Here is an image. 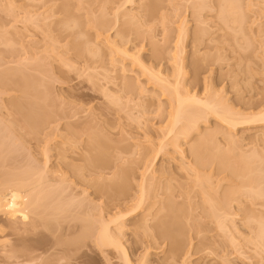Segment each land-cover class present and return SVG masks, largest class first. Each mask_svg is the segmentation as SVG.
Masks as SVG:
<instances>
[{
	"label": "rangeland",
	"instance_id": "obj_1",
	"mask_svg": "<svg viewBox=\"0 0 264 264\" xmlns=\"http://www.w3.org/2000/svg\"><path fill=\"white\" fill-rule=\"evenodd\" d=\"M222 1L0 0V78L15 76L18 72L21 74H16L17 78L23 74V79L31 77L40 84L39 88L34 85L35 91L40 89L37 98L41 102L38 104L50 111L47 116L46 112L45 115L40 113L37 125L25 122L11 103L23 101L30 95L27 90L24 95L27 87L20 94L17 89L21 87L16 84L14 88L6 84L7 89L0 85V185L19 174L26 176L42 170L47 179H61L63 186L68 187L67 192L82 204L80 215L71 220L61 219L56 225L51 222L48 232H44L46 237H39L40 246L33 252L34 223L18 219L11 223L0 213V264H123L119 253L109 249L101 252L94 242L95 237H83L89 230L83 228L89 219L94 223L92 227H98L100 219L107 220L119 209L125 213L133 204L129 202L116 209L113 204L106 207L104 198L99 199L94 184L90 185L96 177L89 175V160L98 151H103V155L98 154L102 158L99 161L110 168L114 166V173L119 166L127 171L126 179L115 177L111 183L122 191L121 195L119 192L121 198L129 196L130 199L139 194L143 170L157 154L150 167H153V171L150 169L153 174L148 175L154 177H150L155 179L152 184L157 185V194H161L145 204L147 210L152 208L149 218L160 207L165 214L170 199L174 200V206L185 202L187 196L188 202L191 200L190 212L187 207L184 209L189 213L182 229L185 231L181 230L180 235L176 233L178 236H174L173 245L169 240L163 244L159 241L155 248L141 229L133 227L148 214L147 210L142 209L123 221L122 243L129 251L132 264H140L145 252L149 253L146 264H182L180 259L164 261V257L170 245L179 244L184 236L182 243L185 241L187 247L181 245L186 251L190 246L189 264H248L247 261L256 264L258 257L248 256L242 261L243 256L235 253L242 249L234 251L228 243L225 246L232 235L236 241L248 236L240 220L243 210L240 209L235 218L238 227L244 228V235L240 234L241 229L239 234L229 233V237L219 230L216 217L211 220L210 212L211 204H219L224 195L234 200L241 192V183L247 182L246 177H254V182L264 178V138L255 141L259 137L255 133L263 131L264 125L251 124L233 129L210 115L201 120L198 129L188 137L179 136L177 144L182 143V154L175 152L177 149L170 143L173 135L165 136L175 107L174 99L163 94L161 85H180L183 97L186 92L202 99L207 96L224 106L220 107L242 114L259 112V108L252 107L264 100V0H239L243 10L240 8L238 13H243L244 18L241 17V25V22L233 25L236 31L230 30L232 26H228L232 23L229 21V25L219 22L217 11L221 9L218 5H222ZM197 36H202V40L195 39ZM196 40L200 42L195 45ZM204 56L206 61L203 60L201 71L195 76L193 64ZM156 73L165 79L163 84L153 76ZM17 78L10 79L15 81ZM21 95L24 96L22 99ZM96 136L102 144L93 139ZM231 136H236L237 142L230 144ZM89 137L92 142L95 140L94 148L90 147L92 150L87 148L89 142L92 143L87 140ZM95 143L102 150L95 147ZM161 144L164 147L156 153ZM195 148L198 156L193 152ZM62 153L66 160L61 162L60 159L57 163V156ZM199 156L205 157L204 161L207 158V163L202 161L206 166L199 171L202 174L199 177L198 173V177L206 180L204 184L209 188L204 185L202 190L203 183L194 184L196 176L191 168ZM182 164L190 166L192 174L181 171ZM70 165L84 174L86 181L84 177L74 178ZM206 175L207 179L204 178ZM167 188L172 192H166ZM113 189L117 194L118 191ZM200 190H204L203 193ZM202 194L205 198L208 195L205 202ZM238 196L244 201L245 198ZM153 202L156 204L152 207ZM183 207L180 208L183 210ZM84 213L90 214V218ZM156 220L150 222L157 227L152 229L153 234L165 224V219ZM74 226L79 230L72 234L69 227ZM134 231L138 233L135 235ZM40 232H43L41 226L35 233ZM89 233L87 231L90 236ZM239 241L242 247L244 240ZM244 251L249 252L248 249ZM248 252L245 256L252 255Z\"/></svg>",
	"mask_w": 264,
	"mask_h": 264
},
{
	"label": "bare ground",
	"instance_id": "obj_2",
	"mask_svg": "<svg viewBox=\"0 0 264 264\" xmlns=\"http://www.w3.org/2000/svg\"><path fill=\"white\" fill-rule=\"evenodd\" d=\"M241 1H239V0H223L222 3H220L221 1L219 2L220 4H222V5H218V6H220L221 9L219 11V8H218V11H217L219 13V16L218 15L217 16H218V19H220L219 20V22H221L220 24L223 23V25L224 24L229 25L230 23H232V25H230L228 27L232 26V28H230V30L235 29V28H233V25L236 23L238 24L239 22H241L240 20H243L242 18H244L243 13L242 14H241V12L238 13V11H240V8H241V11L243 10L242 7H240V6H242ZM240 14L243 16H241ZM239 24L241 25L242 22ZM228 27H226V28H228ZM240 27L241 26H239V28ZM181 28H183V27H181ZM238 30L240 31L241 29H238ZM234 31H236V29ZM197 35L199 36L200 34H197ZM198 36L195 39L198 38V40H202L201 39L202 36L200 38ZM198 40H196V42H194L193 44L196 45L198 42H200ZM195 45H194V47H196ZM196 49L197 48H194V50H196ZM195 52H197V51H195ZM204 57L202 60H200V62H196L193 64V73L195 76L198 72L201 71L202 65H203L204 61H206L205 60L206 57L205 58ZM18 73H20V72H18ZM18 73H16V74H18ZM16 74H15V76H12V75L6 76V78L4 76H2V78H0V85L3 87H1V88L5 89L6 84H8V83L11 84V85L8 84L9 86H11V87L13 86V88H14V86L16 84L17 85L16 87H21L20 89L19 88L17 89V90H19V92L21 94V91H23L22 89L27 87V89H24V91H23L24 95L26 94L25 93L26 90H27L26 91L27 94L29 92L31 94L29 93L30 95H27V97H24L21 95L20 99H22V97H24V99H22L23 101H19L20 103L14 101L13 102L14 104L11 103V105L14 106V109H13V107H12V109L17 113H20L22 115V117L19 114H18V116L21 117L22 119H24L25 122H27L29 124L37 125L38 124L37 121L39 120L38 118L40 116V113H41V115H42V113H44V115H45V112H46V116L48 115L47 114L48 110H46L47 107L45 106L46 108L43 109V107L40 106L41 104H38L39 101L41 102V99L37 98L39 95L38 93L40 92V89H39V92L35 91L36 87L34 85H36V86L38 85V88H39L40 84H38V82L36 84V81L34 79H32L31 77H29V78L25 77V79H23L25 76L24 74L22 75L23 77L20 76L19 78H17ZM153 76L156 77V80L159 84H163L165 82V79L160 77V73L153 74ZM15 77L17 78L15 81L10 79V78H15ZM5 79H7V80H5ZM30 80H32V81H30ZM10 81H11V83H10ZM33 81H35V83ZM4 82H6V83H4ZM12 82H13V84H12ZM31 83H32V85H31ZM161 86L163 89V94H166L169 97H172L174 99V107L175 108H173L174 112L171 115L172 123H171L170 128L168 129V133L165 136L167 137V136H170L171 134L173 135L171 137V140L170 139L169 140H170V143L172 145H174L173 147L175 149H177L175 152L181 151L180 153L182 154L183 153L182 151H184V150H182V148H180V147H182L181 146L182 143L177 144V142H179V141H177V140H179V136H184L185 138L188 137L191 132H193L195 129H198L200 121L206 120L208 118V116H210V115H214L217 119H219L221 122H223L225 125H227V127L233 128V129H236V128L242 127V126L251 125V124H253V125L254 124L255 125H257V124L258 125L259 124L264 125V100L255 104L254 107H252L254 109L259 108L258 113H256V114H242L240 112H236V111L232 110L231 108L230 109L229 108L228 109L222 108L224 106H222L221 104H217L216 103L217 101L213 100L212 98L210 100V98L208 97L209 98L208 99L207 96H205V98L202 99V98H199L196 96H190V94L188 92H186V97H183L180 93V89H181L180 85H173V86H169V87H166L164 85H161ZM28 89L29 90L31 89V91H28ZM33 90L36 92L35 94H34ZM41 92H42L41 94H43V91H41ZM42 96H45V93ZM20 99H18V100H20ZM42 101H44V100H42ZM220 106H222V107H220ZM42 110H44V112H41ZM38 112H39V114H38ZM48 113H50V111H48ZM180 123H181V125L179 126L180 128L175 132L174 130L177 128V126ZM217 132L218 131H216L215 133H217ZM255 134H257L256 136H259V137L255 136L256 137L255 141L256 140L259 141V139L261 140L260 137L264 138V130L261 131L260 133H255ZM89 138L87 140L88 141L90 140L92 142V137L90 139ZM94 138L96 139L97 136L93 137V139ZM236 138H237L236 136L235 137L231 136L228 139L230 144L237 142L238 138L237 139ZM263 138H262V140H263ZM96 141H97V139H96ZM92 143L89 142V146H88V142L86 143V145L88 146L87 147L88 149L90 147L94 148L93 147L94 143L93 144ZM97 143L102 144L103 142H101V140H100V142L97 141ZM198 143H199L198 145L200 146V141ZM90 144L92 146H90ZM106 144H108L107 141H106ZM86 145H85V147H86ZM163 145L164 144L159 145V149H157V151H155V152L160 153L161 152L160 149L162 150V148L164 147ZM97 146L100 147V145L95 143V147H97ZM85 147H84V149H87ZM105 147H107V146H105ZM91 148H90V150H92ZM100 149H101V147H100ZM100 149H98V150H100ZM196 149L197 148L193 149V152L194 151L198 152L197 151L198 149L197 150ZM104 150H107V148H104ZM98 152L94 153L95 156L93 155L92 156L93 158L91 157L92 160L91 159L89 160L90 161V163H89L90 174L89 173L88 174L90 175V177H91V175L96 177V181H94V183H92L90 185L94 184L93 188L95 189V192L99 196V199L104 198L106 207L110 204H113L114 208H116V209L118 208V206L121 207L123 204L127 205L129 202H132L133 204L127 208V211L125 213H122L119 209V211L117 213L110 215L107 220L100 219V221L98 222V225H99L98 227H92L94 225V223L91 221V219H89L88 224L86 226H84L83 228H85V230H87V228L89 230L90 229H92V230H91V232L89 230H87L88 233L90 232L89 233L90 236L87 234V231H86V234L84 233L86 236L84 235L83 237H85L84 239H86L87 237H95L94 242H95L96 246H98V248L101 250V252H105L102 249H104V250L109 249L110 251H115L116 253H119L122 256L121 260H123V264H132V260L128 254L129 251L122 243V239L124 236V227H125V224L123 221L128 219V218L134 217L139 212H141L142 209H144V211L147 210L144 207H145V204L148 202V200L150 198H153V200L155 198V200H156V197L161 194V193L157 194L158 191H156V190H159V188L157 187L156 184L153 183L154 185H156V188H158V189L155 188V191H156V193H155V191H154L155 186L152 184V181L154 182L155 179L153 180L154 177L148 175L150 173L153 174V172H151V171H153V169H152L153 167L152 168H150V167L153 166L154 163H152V162L156 159L154 157H156L157 154H155L156 156L153 157V159H152L153 161L152 160L150 162L148 161V164L145 163V164H147V166L144 164V166H146V168L143 170L142 180H141V184L139 186L140 192L138 195H136V197L131 196V199H130V197L128 195H127L128 198H124V197L121 198L119 196L120 191L117 189V187L114 184H113L114 185L113 186L111 183V181L113 182V179L115 177L126 179L128 176L127 171L125 169L121 168V166H119L120 168L116 167L117 172L115 171V173H114L113 172L114 169L112 170V168L114 166L112 168H110L111 166H108L105 163L103 164L101 160L99 161V159L101 157L99 158L98 154L100 156V153L102 154L103 151H101L99 153ZM196 152H194V154ZM104 154H108V153L104 152ZM91 155H92V151H91ZM195 155L198 156L197 154H195ZM48 156L49 155H46V158H49ZM59 156H60V158H59ZM57 157H58L57 163H59L60 159H61V162L66 160L65 159L66 156H64L63 153L61 155H58ZM196 158H197L196 160H198V161H196L197 162L195 164L196 166L193 165V167H191L192 169H194L193 170L194 172L192 170H190L191 168L189 169L190 166H188V165L186 166L183 164H182V166H180L181 169L182 168L183 169L182 170L180 169V170L181 171L184 170V172H187V173L193 172V174L196 176V178L193 176L194 179L196 180V182L194 184L198 185V184L203 183V185L200 188L202 190V187L204 185H206V184H204V182L206 183V180H203V179L200 180L202 177L200 179H199V177L202 174V173L200 174V172H201L200 170H202V168L206 166L205 163L204 164L202 163V161H204L203 159L205 157L199 156ZM206 161H207V158L204 162H206ZM103 162H105V161H103ZM114 164L116 165V163H114ZM257 164H260V162H257ZM70 166H71V169L73 172L72 175L74 178L76 177V178L82 179V177H84V181H86L84 174L82 175V173H79L80 171L77 168L73 167L72 165H70ZM150 169H152V170L150 171ZM217 169H219V168H217ZM220 169H219V171H221ZM257 169H260V167ZM57 171H59V170H56L55 172L58 173ZM166 171H163V172H166ZM188 171H190V172H188ZM198 173L200 174L199 177H198ZM110 174H111V177H110ZM146 175L148 178L146 177ZM14 177H15L14 179H12V180L10 179L9 181L7 180L4 183H1V185H0V213L3 216H5L7 218V220H9V222H11V223L16 221L17 219H18V221L20 220L21 222L28 221V222H32V224L34 223L33 227H32V230L34 232V234H33L34 236L31 240V242H32L31 251L33 252L37 248H39V246H40L41 241H40L39 237H42V238L46 237L44 232H48L47 230L49 229L51 222L52 223L54 222L53 224L56 225V224H58L59 220H61V219L71 220L73 218V216L80 215V208H81L82 204L77 198H74L72 194H69L67 192L68 187L63 186L61 179H60V181L54 180L52 178L47 179L45 174H44V171H42V170H35V171L31 172V174H29V175L26 174V176L24 174H19L18 176H14ZM150 177H153V178H150ZM204 178L207 179V175ZM251 178L248 176V177H246V180H245V182L246 181L247 182L246 183L242 182V183H244V185H243L244 188H242V183L240 186L241 187L240 191L242 192V195H241V192H240V194L238 193V195L245 198L244 201H242L243 199L240 200L238 195H237L238 197L236 196V198H238V199H236L234 197L235 198V199L233 198L234 200H231L232 197L224 195V197L220 200L221 203H220V201L218 202L219 204H211L210 203L211 201H209V204H211V206H212V212H210V215L213 216V219H211V220H214V218L216 217L215 220L219 226L218 228L221 231V233L222 232L224 233V236L225 235L228 236V234L231 232H233V234L235 232L239 234L240 230L242 229V231L240 232V234H241V233H243V229L246 227V231H247L246 235H248V236H243L244 235V233H243V234H241L244 237L242 240L239 241L237 238V240L239 242L244 240L243 244L241 243L243 245L242 247H240L238 241H236V238L234 239V235L230 236V238L227 239L228 241H231V243H229L227 241L225 246H227V243L230 244L231 246H229V247L233 246L232 248H233V250L235 249L234 251H236V248L242 249L243 251L245 249H248L249 252L248 251L247 252L250 253V251H251L253 256L251 254H248L247 256H245L247 254V252H245V251L243 252L241 250H238L235 253L239 252L238 255L243 256L242 261L244 259L247 260L248 256H251V258H254V257L257 258L258 257L256 264L257 263L258 264H264V190H262V188H261V185L262 184L264 185V181H263L264 178L262 177V180H261V178L258 177L259 178V179H257L258 182H254L255 181L254 177H251ZM208 180H210V178ZM208 180H207V184L209 182ZM47 183H53L54 185L52 186V185L47 184ZM207 187L208 186L206 185V188ZM113 188H115V190L118 191L117 192L118 195L114 194ZM242 189H243V191H242ZM263 189H264V187H263ZM167 190L169 192H172V190L170 191L168 188L166 189V192H168ZM151 191H154V193H151ZM203 191H201L200 193H203ZM121 193H122V191L120 192V195H121ZM202 197H204V198H202L204 201V200H206L208 195L205 198V194H202ZM189 199L187 196L185 202H183L185 206L183 205V203L182 204L178 203L179 205L175 204V206H174V203L172 202V201H174L173 199H170L171 201L169 200L171 203L167 200L168 203L166 202L167 205L165 204L167 211L165 212V214H163V209L160 207V209H158L156 211V213L154 212V215L152 216V218H149L150 214H151L150 210L152 209L150 207L147 210L148 214L145 215L140 220H138V222H135L133 224V227L135 229H137V228L141 229L144 233V237L155 248L158 247V244H160V242L163 244L167 240H169V243L171 245H173L174 244L173 243L174 236H176V235L178 236V234L180 235V232L182 234V231H183L182 229L185 228V224L187 223L188 218L185 216L189 215V213H188V212H190L189 208H191V206H189V203L191 200L188 202ZM233 202L234 203L236 202L235 203L237 205V206L235 205L236 207L232 205ZM153 203H152V207L156 204V202H153ZM185 203H188V206ZM203 203H201V206ZM241 204H244L246 206L241 205ZM180 205H182V206H180ZM204 205H205V203L203 204V206ZM213 205H216V206H213ZM176 206H178V207L184 206V207L182 210V208H180V207L177 208ZM241 206H244V207H241ZM185 207L188 208V212L186 211L188 213L187 215H186V212L184 211ZM232 207H234L235 210L232 209ZM187 208L185 210H187ZM201 209L203 210L202 207H201ZM240 209L243 210V212L241 211L243 214L242 215L243 219L240 218V220H242V222H243L242 226H244V228L241 226L242 227L241 229L236 224V218H235V216H237L236 213L238 211L240 212ZM204 210H206L205 207H204ZM231 211H233L235 214ZM255 211H257L258 213ZM148 215H149V217H148ZM32 216L35 218L32 219L31 218ZM84 216L85 217L89 216V218H90V214L87 215L86 213H84ZM208 217H209V214H208ZM156 219L157 220L158 219L159 220L165 219V224H164V226L160 225L158 227L157 232L153 234L152 229H157V227H156V225H152L150 222L151 221L153 222ZM185 219H186V221H185ZM237 219H239V216ZM213 223H214V221H213ZM39 226L42 227L43 232L36 234L35 232H37V229ZM55 227H57V226H55ZM69 229H70V232L72 234L75 230H77V231L79 230L78 228H76V226L69 227ZM85 230H84V232H85ZM184 231H185V229H184ZM177 232H178V234H176ZM244 232H245V230H244ZM137 233L138 232L134 231L135 235ZM184 237H181V238L184 239ZM239 237H241V236L239 235ZM183 239L179 240L180 241L179 244H176V242H175V246L170 245V249L167 250V253L165 255L166 257H164V261H167L168 258H170L169 260H172V261L180 259L182 264H189L187 257H188V251H189L188 249L190 248V246L188 247V249L186 251V248L183 247V245H181ZM233 240L235 241V243ZM135 242L136 241H134V243ZM236 243L239 245V247L237 246ZM182 244H184V246H186L185 241ZM188 244H189V242H188ZM134 245H136V243ZM234 246H235V248H234ZM184 248H185V250L182 251ZM145 249L147 250L148 248H145ZM147 255H149V253L145 252V254L142 257V260L139 262L140 264H146L147 263V258H146ZM251 261H252V259H251ZM247 262L250 263V261H247ZM253 263L254 262L252 261V264Z\"/></svg>",
	"mask_w": 264,
	"mask_h": 264
}]
</instances>
